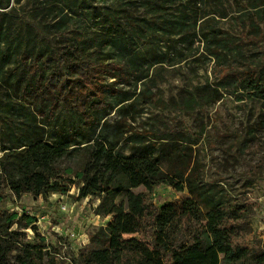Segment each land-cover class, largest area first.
<instances>
[{"label": "trees", "instance_id": "1", "mask_svg": "<svg viewBox=\"0 0 264 264\" xmlns=\"http://www.w3.org/2000/svg\"><path fill=\"white\" fill-rule=\"evenodd\" d=\"M77 1L66 8L75 14L90 9L86 16L98 20L101 29L76 37L78 54L53 45L51 24L17 17L7 28L0 24V91L5 90L0 99V203L6 188L19 198L27 192L67 194L73 185L79 199H98L95 213L111 220L91 233L70 264H264V242L251 237V206L234 199L226 185L207 181L196 162L171 164L165 153L186 136L183 129L133 131L126 137V118L136 103V93L126 86L166 62L157 45L165 40L176 47L188 39L198 16L192 25L185 17L166 18L183 4L180 0ZM244 1L240 11L249 26L244 37L264 41V0ZM144 6L155 15L138 16ZM39 34L43 37L37 42ZM209 36L210 54L229 57L223 79H234L264 103V62L245 59L227 31ZM145 62L147 70L140 71ZM116 108L118 119L111 117ZM127 139L133 142L130 154L121 149ZM160 140L165 141L157 147ZM68 160L75 161L74 169L65 166ZM158 184L189 194L160 206L149 198ZM34 221L0 208V264H66L44 237L36 236L38 244L23 243V230ZM32 229L37 231V225Z\"/></svg>", "mask_w": 264, "mask_h": 264}, {"label": "rangeland", "instance_id": "2", "mask_svg": "<svg viewBox=\"0 0 264 264\" xmlns=\"http://www.w3.org/2000/svg\"><path fill=\"white\" fill-rule=\"evenodd\" d=\"M91 1L93 5L104 4L103 0ZM72 2L78 3L77 0H0V24L3 29L7 28L14 17L43 26L51 24L50 40L53 45L78 54L76 49L81 44L76 37L98 33L101 29L100 25L96 26L100 24L98 20L86 16L85 11L90 9L79 8L78 14H75L66 8ZM244 2L180 0L179 3L183 4L172 8L174 15L165 14L171 21L185 17L190 21L189 25L198 16L196 28L191 30L188 39L178 42L176 47L169 41H160L158 51L166 53L167 61L151 66L149 76L136 85L133 82L131 86H126L136 93L133 100L136 103L126 118V137L133 131L183 129L186 136L171 144L165 153L171 157V164L184 166L190 163L192 166L197 163L207 181L226 185L234 199L239 203H248L251 206V237L264 242V103L234 79H223V67L228 56L214 58L210 54L213 45L209 33L227 31L242 46L245 59L255 57L264 62V41L254 39L248 42L242 33L249 30L240 11ZM136 14L150 18L155 12L144 6ZM126 33L130 32L122 29V34ZM42 37L37 35V42ZM4 45L2 42L1 47ZM148 62L138 66L140 71L147 70ZM3 93L5 90L0 91V99ZM111 117L120 118L117 108ZM163 141L156 143L157 147ZM132 146L133 142L127 139L122 142L121 149L130 154ZM2 154L0 150V157ZM160 154L157 149L156 155ZM135 159L142 161V158ZM75 165L73 160L65 162L70 169H74ZM5 192L1 209L15 210L19 218L25 215L35 217L33 224L23 230V243L38 244L41 239L35 240L36 236L44 237L54 255L66 264L71 263L72 254H77L89 243L91 233L105 227L110 219L95 213L98 199H79V190L75 185L67 194L50 193L48 196L27 192L17 198L8 188ZM188 194V191L181 193L170 185L158 184L149 198L161 206ZM64 204L67 210H62ZM34 224L37 231L32 229Z\"/></svg>", "mask_w": 264, "mask_h": 264}, {"label": "built area", "instance_id": "3", "mask_svg": "<svg viewBox=\"0 0 264 264\" xmlns=\"http://www.w3.org/2000/svg\"><path fill=\"white\" fill-rule=\"evenodd\" d=\"M65 205L66 204L63 205L62 210H67Z\"/></svg>", "mask_w": 264, "mask_h": 264}, {"label": "crops", "instance_id": "4", "mask_svg": "<svg viewBox=\"0 0 264 264\" xmlns=\"http://www.w3.org/2000/svg\"><path fill=\"white\" fill-rule=\"evenodd\" d=\"M108 218H110V219L108 220V222H109V221L111 220V217H107V219H108Z\"/></svg>", "mask_w": 264, "mask_h": 264}]
</instances>
